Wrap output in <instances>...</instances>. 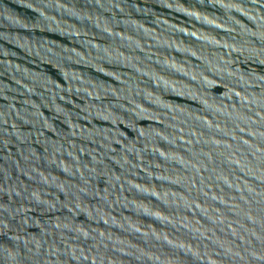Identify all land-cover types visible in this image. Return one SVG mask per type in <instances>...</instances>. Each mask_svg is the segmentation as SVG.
Instances as JSON below:
<instances>
[{
    "label": "water",
    "instance_id": "95a60500",
    "mask_svg": "<svg viewBox=\"0 0 264 264\" xmlns=\"http://www.w3.org/2000/svg\"><path fill=\"white\" fill-rule=\"evenodd\" d=\"M0 264H264V0H0Z\"/></svg>",
    "mask_w": 264,
    "mask_h": 264
}]
</instances>
